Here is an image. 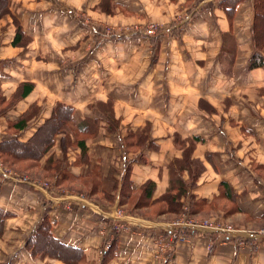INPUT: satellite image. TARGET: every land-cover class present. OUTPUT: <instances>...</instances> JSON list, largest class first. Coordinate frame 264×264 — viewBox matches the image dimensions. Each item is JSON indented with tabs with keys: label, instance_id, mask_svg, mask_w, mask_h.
I'll use <instances>...</instances> for the list:
<instances>
[{
	"label": "crops",
	"instance_id": "crops-1",
	"mask_svg": "<svg viewBox=\"0 0 264 264\" xmlns=\"http://www.w3.org/2000/svg\"><path fill=\"white\" fill-rule=\"evenodd\" d=\"M102 1L9 0L11 12L0 18V142L29 141L61 104L70 120L40 167L52 158L101 183L94 194L88 182L55 187L52 197L66 200L59 206L0 174V208L8 212L0 264H66L27 245L46 216L54 238L81 250L82 264H264V244L255 248L244 235L194 232L168 254L154 245L176 217L154 201L170 190L174 173L190 180L187 168H174L190 147L204 169L181 197L182 212L254 239L264 228V66L249 69L255 0H242L232 22L222 0H105L113 13ZM26 83L34 87L24 95ZM25 115L27 126L18 130ZM125 178L132 198L155 183L147 206L121 205ZM79 195L81 207L65 208ZM193 205L201 207L197 214ZM120 208L135 231L119 236L106 257L100 230Z\"/></svg>",
	"mask_w": 264,
	"mask_h": 264
},
{
	"label": "trees",
	"instance_id": "trees-1",
	"mask_svg": "<svg viewBox=\"0 0 264 264\" xmlns=\"http://www.w3.org/2000/svg\"><path fill=\"white\" fill-rule=\"evenodd\" d=\"M175 1V0H172ZM242 0H222L220 6L224 8L228 14L229 19L233 20L236 7ZM188 3L192 0H187ZM9 0H0V18L6 14H10ZM105 0L100 4L101 8H104L103 4ZM106 11L113 13V11L104 8ZM255 17L253 24V41L256 47V52L252 55L249 62V69H256L264 66V0H255ZM184 25L179 27V30ZM178 31V30H177ZM21 33V29L18 27L17 36ZM155 42L154 46V58L153 64L157 61L159 55V41L158 39H152ZM34 85L32 83L24 84L23 94H28ZM2 98L0 97V102ZM14 102V100H12ZM9 106V105H8ZM71 109L59 104L53 111V115L46 123L40 127L36 135L27 142H22L17 138H11L9 140L0 142V162L5 165L20 171L21 173L30 175L34 179H54V184L57 188H68L74 187V183L81 182L85 185H89L91 188L90 193H96L97 190L101 187L100 179L94 178L92 183L87 181L85 177H76L69 173L67 170L63 169L59 163L54 161L52 158L48 159L47 165L44 168L40 167V160L44 157L49 149L54 144V138L57 132H59L64 124L70 120L67 116L70 114ZM27 115H25L20 121L14 124V127L18 130H21L27 126ZM80 146H83V152L85 153L86 146L85 141H78ZM193 148H187L184 151V156L180 160L175 161L174 168L181 169L183 172L187 168L191 174L189 181H178L175 177V173L172 176V184L170 190L165 193L159 200L154 201V206H159L158 211L175 213L177 218L182 213L183 201L181 197L188 194V189L193 187L196 184L198 175L204 169L202 162L198 160L191 159V153ZM175 171V169H174ZM93 174L99 176L100 173L98 170H94ZM25 186V185H24ZM155 183L153 181H148L139 195L135 198H132V183L128 179L123 180V187L121 190V205L130 200L136 203V207H145L148 205L151 200V195ZM30 189H35L31 186H27ZM79 190H81L79 188ZM37 192V191H36ZM227 196L231 198V193L227 191ZM196 203H199L196 201ZM195 204V202H194ZM201 207L198 208L196 205H193L192 212L197 214V211H200ZM157 211V209H156ZM8 216V212L0 208V234L4 231V220ZM149 217V216H148ZM51 223L46 216L36 231L33 232L31 237L28 238L27 245L34 252L33 255L43 252L50 256L58 257L66 262V264H82L83 255L80 249L74 248L68 245L63 244L59 239H56L52 236L50 232ZM115 243V242H114ZM115 244L109 249L105 256H113L110 252L113 251Z\"/></svg>",
	"mask_w": 264,
	"mask_h": 264
},
{
	"label": "built area",
	"instance_id": "built-area-1",
	"mask_svg": "<svg viewBox=\"0 0 264 264\" xmlns=\"http://www.w3.org/2000/svg\"><path fill=\"white\" fill-rule=\"evenodd\" d=\"M155 29V26L152 25L149 32L152 33ZM117 31V30H116ZM115 29L113 26L107 27V33L109 35L114 34ZM124 32V31H118ZM0 174L6 178L10 179L18 184H25L33 187L36 191L42 192L46 194L48 199L56 202L57 205L61 206L62 199L61 197H52L56 188L53 184L44 179H34L30 175L21 173L18 170H15L4 163L0 162ZM73 196V195H72ZM75 199V202L74 201ZM73 200L68 201L65 208L71 209L73 206H80L84 203V199L82 196H74ZM81 200V202H80ZM66 201V200H64ZM108 221L102 225L100 230L101 234L104 236L105 245L104 249L108 251L112 248L113 243L119 236L125 233H133L134 229V218L129 215L125 209H118L115 216L111 218H107ZM215 233L220 232L223 234H229L235 239H238L241 235L252 238L250 242L255 248H257L260 244H264V228L258 231L259 237L254 239L253 232H247L244 230L237 229L232 225H227L221 222H217L212 219H200L189 213L188 210H185L175 218V220L171 221L165 231L158 234L154 238V245L156 247L158 254L169 253L170 250L174 249L176 244L179 242L186 241L189 237H191L192 233ZM244 241H240L242 243Z\"/></svg>",
	"mask_w": 264,
	"mask_h": 264
},
{
	"label": "rangeland",
	"instance_id": "rangeland-1",
	"mask_svg": "<svg viewBox=\"0 0 264 264\" xmlns=\"http://www.w3.org/2000/svg\"><path fill=\"white\" fill-rule=\"evenodd\" d=\"M111 26H113V25H111ZM99 28H100V31H103V28L101 26ZM44 180H46V179H44ZM48 181H50L53 184V186L56 187L53 181H51V180H48Z\"/></svg>",
	"mask_w": 264,
	"mask_h": 264
}]
</instances>
